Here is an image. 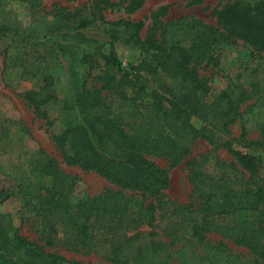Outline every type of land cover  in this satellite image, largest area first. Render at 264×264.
<instances>
[{"label":"trees","instance_id":"trees-1","mask_svg":"<svg viewBox=\"0 0 264 264\" xmlns=\"http://www.w3.org/2000/svg\"><path fill=\"white\" fill-rule=\"evenodd\" d=\"M145 1L86 0L87 15L80 10L75 32L63 35L69 60L84 66L89 78L80 80L65 99L63 127L51 140L67 165L94 171L116 189L74 200L76 177L63 171L57 158L41 151L29 169L48 177L49 183L21 181L19 190L23 215L32 219L42 245L11 232L10 218L0 219V264H125L130 246L147 234H158L154 229L159 223L170 245H200L216 232L246 248L256 264H264L263 160L236 149L229 128L241 117L258 121L264 130V102L260 108L253 104L239 110L250 97L246 90L233 88L207 99L210 85L198 69L221 43L240 40L264 52V0H225L214 11L215 24L191 15L162 21L168 6L161 5L149 13L151 26L145 36L144 19L104 17L113 8L133 13ZM97 21L109 25L108 51L79 30ZM117 39L138 47L144 56L124 67L112 47ZM25 72L34 78L32 72ZM51 81L47 75L44 85L24 94L34 113L49 125L53 122L42 106L57 100ZM246 135L242 129L238 140L264 152V137L253 140ZM197 139L226 150L232 159L213 157L214 172L209 173L199 167L209 160L207 155L199 163L189 161L188 180L197 199L177 204L166 198L168 169L148 157L167 158L173 167L190 154ZM8 191L0 188V202L10 195ZM141 226L151 230L144 235ZM158 244L156 249L152 244L139 248L132 259L167 264L159 259L167 243ZM57 245L75 253H103L107 263L67 260L45 250Z\"/></svg>","mask_w":264,"mask_h":264},{"label":"rangeland","instance_id":"rangeland-1","mask_svg":"<svg viewBox=\"0 0 264 264\" xmlns=\"http://www.w3.org/2000/svg\"><path fill=\"white\" fill-rule=\"evenodd\" d=\"M86 0H0V188L9 190L10 195L0 202V219H11L12 231L26 236L40 245L42 242L36 232L32 219L23 215V198L19 184L21 181H39L49 183V178L40 173L30 171V162L42 151L54 156L60 163V168L76 177V185L72 196L74 200L83 196H96L106 189H116L104 177L94 171H85L75 165H67L61 157L51 136L62 127V121L67 115L68 108L64 101L73 91L80 80L88 79V71L73 60H69L68 51L64 46V33H74L78 24V15ZM225 0H146L143 6L133 13H124L120 8L108 9L104 12L107 21L120 18L136 21L145 20L146 30L151 26L148 18L152 10L161 5H167V14L162 21L173 20L180 16L191 15L207 24H215L214 11L219 9ZM86 8V9H87ZM81 10V11H80ZM68 13L71 15L69 16ZM69 17L70 19L66 18ZM69 26V28H67ZM108 24L100 21L79 29L90 38L98 40L104 50L110 49V38L106 32ZM70 41V40H69ZM117 57L124 67L136 64L144 53L131 44L117 39L112 44ZM32 72L34 78H28ZM199 73L208 79L210 94L207 99L226 89L246 90L249 99L240 104L239 110L255 104L257 108L264 102V52L254 51L240 40L221 43L213 52L209 61L198 66ZM92 74H95L93 71ZM52 77L51 90L57 100L42 106L53 124L37 116L32 106L24 98L25 92L44 85L46 76ZM89 85V82H88ZM230 137H235L233 146L243 152L253 153L263 160L264 152L257 147H248L238 140L242 129L248 139H261L264 130L254 119L243 120L237 117L229 126ZM207 155L209 160L199 165L207 168V173L214 172L212 160L218 157L227 162L231 155L224 149H214L204 140L197 139L191 147L190 154L179 164L170 167L169 160L163 157L149 156L148 158L161 167L168 169L169 186L165 190L166 198L177 204L194 202L197 198L188 180L187 164L192 160H201ZM211 159V160H210ZM129 194L128 192H125ZM144 235L151 229L141 226ZM162 224L159 223L154 231L158 234L146 235L130 246L125 264H140L134 262V256L139 248L150 245L156 249L158 242L167 244L161 261L167 264H256L253 255L244 247L235 244L216 232L206 236L200 245L175 243L168 244L162 236ZM143 249V248H142ZM46 251H55L67 260L107 263L103 253L81 254L72 252L62 246L46 247ZM153 253V252H151ZM14 259V256L7 255ZM33 264H41L32 261Z\"/></svg>","mask_w":264,"mask_h":264}]
</instances>
